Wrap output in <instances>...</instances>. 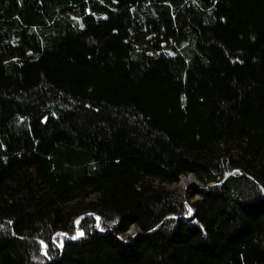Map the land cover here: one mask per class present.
<instances>
[{
	"label": "trees",
	"instance_id": "obj_1",
	"mask_svg": "<svg viewBox=\"0 0 264 264\" xmlns=\"http://www.w3.org/2000/svg\"><path fill=\"white\" fill-rule=\"evenodd\" d=\"M0 264H264V0H0Z\"/></svg>",
	"mask_w": 264,
	"mask_h": 264
},
{
	"label": "rangeland",
	"instance_id": "obj_2",
	"mask_svg": "<svg viewBox=\"0 0 264 264\" xmlns=\"http://www.w3.org/2000/svg\"><path fill=\"white\" fill-rule=\"evenodd\" d=\"M189 176L190 175L182 176L180 178L179 182H177L175 184H167L166 185V189L168 191H170L171 193H173V196L175 198L180 199L181 201L186 202V203H193L199 198V194L196 193L194 191V189L191 187L192 185H195V184L190 185L188 188L182 187V184H181L182 183V179H185V178L187 179V178H189ZM200 186H202L201 183H200ZM79 222L80 221L77 220V222H76L77 225L79 224ZM134 230H135V233H131V235H126V234L125 235H121L120 236L121 240H123L124 242L135 240L137 238L136 236L140 235V232H139V230L137 228H135ZM79 233H82V232L80 231ZM63 243H64V240H63ZM43 249H45V247H43Z\"/></svg>",
	"mask_w": 264,
	"mask_h": 264
},
{
	"label": "bare ground",
	"instance_id": "obj_3",
	"mask_svg": "<svg viewBox=\"0 0 264 264\" xmlns=\"http://www.w3.org/2000/svg\"><path fill=\"white\" fill-rule=\"evenodd\" d=\"M181 184H182V187H184V188H188L192 184L200 186L199 182L197 181V179L194 176H189V178H187V179L186 178L182 179ZM132 233H135V230L132 231Z\"/></svg>",
	"mask_w": 264,
	"mask_h": 264
},
{
	"label": "water",
	"instance_id": "obj_4",
	"mask_svg": "<svg viewBox=\"0 0 264 264\" xmlns=\"http://www.w3.org/2000/svg\"><path fill=\"white\" fill-rule=\"evenodd\" d=\"M190 176H194V175H190ZM199 182V181H198ZM200 184V183H199ZM193 189H194V191L196 192V193H200V192H202V190H203V185L202 186H197V185H192L191 186ZM190 210H191V208H189ZM135 229V227H132L127 233H126V235H131V233H132V231ZM137 237V236H136ZM119 239H121V237L119 236Z\"/></svg>",
	"mask_w": 264,
	"mask_h": 264
},
{
	"label": "snow or ice",
	"instance_id": "obj_5",
	"mask_svg": "<svg viewBox=\"0 0 264 264\" xmlns=\"http://www.w3.org/2000/svg\"><path fill=\"white\" fill-rule=\"evenodd\" d=\"M81 235H83V233H81Z\"/></svg>",
	"mask_w": 264,
	"mask_h": 264
}]
</instances>
